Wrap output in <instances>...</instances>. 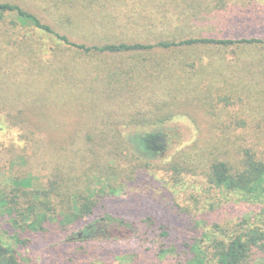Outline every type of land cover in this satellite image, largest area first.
<instances>
[{
	"label": "trees",
	"instance_id": "obj_1",
	"mask_svg": "<svg viewBox=\"0 0 264 264\" xmlns=\"http://www.w3.org/2000/svg\"><path fill=\"white\" fill-rule=\"evenodd\" d=\"M53 1L61 13L54 21L59 29L65 30L76 25L77 16L82 15L86 6L89 10L93 3L105 6V0ZM213 1L217 4H212ZM227 1L192 0L190 4L195 10V17L201 12L205 15H202V18L206 19L214 10L219 11L222 8L218 14L225 13L224 5L226 6ZM79 2L80 4H77ZM242 2L246 8V0ZM78 8L81 10L75 11ZM7 13L14 15L9 22H6ZM247 13L251 12L246 11L244 14ZM177 14L182 15L183 12L179 11ZM179 19L183 22L187 18L180 16ZM217 19L220 18L216 17L213 21L215 26L218 24ZM0 23V27L5 28L0 29V114L15 110L17 116L14 118L27 121L29 113H45L49 110V105L58 106L65 102L81 106L82 101L94 95L93 111L96 114L87 118V121H82L69 138L71 143L75 142L74 138L81 141L82 145L71 153L69 159L70 163L79 168L72 165L73 171H77L73 173L72 166H69L68 176L63 177V180L67 182L76 176L85 179L92 176V165L97 167L98 178L106 180L109 185L112 184L114 175L126 177L125 168L118 170L123 162L130 161L136 168L149 169L152 160L150 155L165 149L168 133L150 130L124 135L116 128L117 125L152 126L164 123L174 118L172 108L176 109L181 104L202 108L208 105L206 107L210 111L213 107L208 101L213 98L208 93H212V89L219 88L220 83H226L227 91L232 95L237 89H233L234 86H244L245 89V81H249L247 92L251 97L248 103L257 101L256 105L250 106L260 112V115H233L224 118L213 112L209 125L212 129L216 125L224 129L225 149L219 148L215 136L210 135L204 140L199 136L190 144L181 147L168 163L170 168L178 173L201 171L212 186L239 194L243 201H249L253 205L264 204V39L254 36L235 39L206 36L166 39L160 34L151 33L156 39H121L101 44L97 41L91 44L78 43L70 40L66 32L61 33L50 23L44 22L33 11L9 0L0 1ZM18 26L34 27L51 34L64 45H50L46 48L39 39L33 41L25 35L27 42H23L24 38L20 39L19 43L14 42L17 48L4 51L2 42L6 40L5 37H10L9 30ZM64 47L73 48V56L69 57L64 51L71 49ZM198 48L209 51L223 49L233 54V57L227 58L224 54L226 51L220 53L222 55L218 66L213 67L215 59L211 58L208 62L213 68L207 69V63L202 61L201 56L188 53L198 51ZM161 51L164 52L160 54ZM77 54L89 56L90 59L71 60L77 59ZM93 56L96 57L95 60L91 59ZM220 68H224V72L218 71ZM12 76L15 78L9 81ZM6 81L8 83L4 84ZM66 88H69V93ZM159 93L165 96L162 101L154 98ZM220 97L217 100H221ZM119 98L122 99V108L126 105L127 108L138 107L134 114L127 115L126 120L122 115L114 116L105 106L109 101ZM125 99H129L130 103H123ZM161 109H164L166 114L160 115L158 111ZM39 148L40 146L37 147ZM7 150L10 153L11 148ZM94 160L97 162L94 163ZM27 167L30 168L29 165ZM59 170L57 168L55 171L56 179L50 185L52 188L43 191L13 190L11 196L1 191L0 209H5L9 203H15L16 196L29 194L32 199L27 204L28 215L32 214L39 221L38 229H42V223L55 214L53 210L57 205H52L51 196H60L58 192L63 190L59 183L62 179L57 180L60 177ZM69 191L70 189L64 191L62 195L72 201L67 207L68 212L73 214L72 221L93 214L96 206L102 201L101 197L95 201L87 192L76 194ZM71 194L76 196L71 197ZM40 195H46L49 200H40ZM46 209L52 211L47 212ZM262 211L264 216V209ZM245 212L247 214L248 211ZM148 220L149 225L143 229L140 221L104 213L97 219L85 222L71 234L81 241V247H87V244L93 242L108 245L122 240L142 242L143 238L144 241L149 240V235L152 234L153 238L151 237L148 246L155 247L156 257L166 264H264V225L251 223L246 215L223 225L216 223L214 230H202L199 235L190 239L191 242L185 239L181 240L180 244L175 243L176 240L171 236L167 224L162 222L157 229H151L150 225L155 223L151 218ZM9 221L16 225V216ZM32 234L34 232H27L29 236ZM95 249L92 250L93 256L96 255L99 264H105L109 255L106 253L108 249ZM51 251L54 249L50 248L49 252ZM113 252L111 249L112 255ZM62 253L65 254V251H60L59 254ZM59 254L51 253L48 262L70 264L71 260L64 259ZM26 262L25 257L16 248L3 243V236L0 235V264Z\"/></svg>",
	"mask_w": 264,
	"mask_h": 264
},
{
	"label": "rangeland",
	"instance_id": "obj_2",
	"mask_svg": "<svg viewBox=\"0 0 264 264\" xmlns=\"http://www.w3.org/2000/svg\"><path fill=\"white\" fill-rule=\"evenodd\" d=\"M9 1L17 2L33 11L44 22L50 23L54 29L61 33L66 32L70 40L78 43L91 44L97 41L101 44L121 39L135 40L139 38L142 41L145 38L156 39L151 33L160 34L166 39L201 36L231 39L254 36L264 39V0H246V8L242 0H228L226 6L224 5L225 13L218 14L222 8L219 11L214 10V13L206 16L209 17L206 19L202 18L204 13L201 14V12L197 17L193 15L195 10L190 4L192 0H105V6L102 7L93 3L89 10L86 6L82 15L77 16L76 25L69 30L59 29L54 21L60 17L61 13L56 9L53 0ZM212 4L216 5L217 3L213 1ZM64 7H62L63 10ZM76 10L80 11L81 9ZM179 11L183 14L178 15ZM246 11L251 13L244 14ZM213 15L215 17H212ZM6 16V22L14 18V15L10 13H7ZM180 16L187 19L182 22L179 19ZM216 17L220 18L217 19V26L213 22ZM193 18L198 19L194 20ZM0 29L5 28L1 26ZM9 31L11 32L10 37H5L6 40L2 42L5 47L4 51L17 48L14 42L19 43L20 39L24 38L23 42H27L25 35L33 41L39 39L46 48L50 45H64L53 35L34 27L18 26ZM68 49L71 50L64 52L69 57L73 56V48ZM225 51L223 49L209 51L198 48V51L188 53L201 56L202 61L209 65L205 64L207 69H212L214 66H218L219 58L222 55L220 53ZM60 54L63 53L60 52ZM224 54L227 58L233 57V54L228 51ZM76 57L77 59L71 60L90 59L89 56H80L79 54ZM95 58L93 56L91 59L95 60ZM211 58L215 59L213 67L208 62ZM224 70V68H220L218 71L224 72ZM13 78L15 77L12 76L9 81H12ZM7 83L8 81L4 82V84ZM248 83L250 82L245 81V89L244 86H234L233 89H237L232 95L227 91L228 84L220 83L219 88L215 87L212 89V93H208L213 98L208 101L209 105L213 107L210 111L206 107L208 105L202 108L181 104L176 109L172 108V113H175L174 118L164 123L152 126L117 125L116 128L121 130L124 135L159 130L162 133H168V142L164 150L150 155L151 167L147 170L134 167L130 161L123 162L124 166H119L118 170L125 168L126 177L114 175L111 185L106 180L98 178L97 167H93V165L92 169L94 170L90 171L92 176L86 179L76 176L67 182L63 180V177L68 176L69 166L73 165L79 168L76 164L70 163L69 159L71 153L82 144L79 138H74L75 142L73 143L69 138L82 121H87V118H92V115L96 114L93 111L94 95H91L93 98L89 96L87 100L82 101L81 106H73L69 103L65 104V102L58 106L49 105V110L45 113H29L27 121H19L14 118L17 116L15 110L2 112L0 114V192L11 196L13 190L43 191L52 188L50 185L56 179L57 168L60 169V177L57 180L62 179L59 183L63 186V190L58 192L60 196H51L50 198L52 205L56 204L57 206L53 210L55 213L53 217L42 223L43 230L38 229L39 221L32 214L28 215L27 204L32 199L29 194L16 196L15 203H9L5 209H0V235L3 236V243L16 248L27 260L26 264H51L48 262L50 254L54 252L59 254L60 251H65V254L59 255L64 259L71 260L70 264H99L96 255L94 257L92 253L95 248L96 251L108 249L106 253L111 258L108 255L105 264H166L162 259L156 257L157 249L148 246L151 243V237L153 238L152 234L149 235V240L144 241L143 238L142 242L122 240L109 245L93 242L87 244V247H81V241L71 233L81 228L85 222L97 219L104 213L122 215L140 221L143 229L149 225L148 218H151L155 223L150 225L151 229H157L163 222L168 225L169 232L176 240V244H180L181 240L185 239L187 242H191L190 239L199 235L200 231L214 230V224L223 225L237 217L241 219L244 215L251 223L263 226L264 204L253 205L249 201H243L239 194L226 192L212 186L201 171L178 173V171L172 170L168 163L181 147L190 144L199 136L203 140L210 135L215 136L219 148L225 149L224 129L220 125H216L212 129L209 125V119L213 112L219 113L224 118L246 114L258 117L260 112L251 108L257 104V101L248 103L249 97H251L247 92V86H250ZM66 91L69 93V88H66ZM162 94H156L154 98L162 101L165 98ZM219 96H221V100H217ZM228 100L229 102H227ZM123 103H130V100L125 99ZM105 106L114 116L122 115L125 120L127 115L134 114L135 109H138V107L132 108V106L127 108L128 105L122 108V99L120 98L109 101ZM158 113L163 115L165 110L161 109ZM38 146H40L39 149H37ZM8 148H11L10 153ZM187 148L189 147H185V149ZM95 162L97 161L94 160ZM28 165L30 168L27 167ZM73 166L71 171L74 170ZM75 172L77 171H73V173ZM68 189L76 194L87 192L95 198V201L100 197L102 201L96 206L93 214L72 221L74 220L73 214L69 213L67 209L72 201L70 202L68 197L62 195ZM76 194H71V197H75ZM39 199L49 200L46 195H40ZM46 210L47 212L52 211L51 209ZM245 211H248L247 214ZM15 216L17 224L12 225L9 220L14 219ZM54 217L56 219H52ZM19 226L21 228H17ZM25 226L29 227L25 228ZM34 229L36 230L33 231ZM27 232H34V234L29 236ZM3 247L6 246L3 244ZM50 248L54 251L49 252ZM111 249L114 251L113 255Z\"/></svg>",
	"mask_w": 264,
	"mask_h": 264
}]
</instances>
